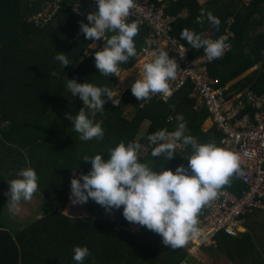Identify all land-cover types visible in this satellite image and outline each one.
Instances as JSON below:
<instances>
[{
	"label": "trees",
	"instance_id": "16d2710c",
	"mask_svg": "<svg viewBox=\"0 0 264 264\" xmlns=\"http://www.w3.org/2000/svg\"><path fill=\"white\" fill-rule=\"evenodd\" d=\"M50 1L54 0H0V264H77L73 260L75 246L90 251L82 264H196L186 247L169 248L159 234L145 226L142 232H130L122 206L106 212L92 199L73 204L70 181L90 170V160H82L84 156L99 153L107 160L109 149L120 142L147 144L148 134L162 128L175 130L180 116L186 134L200 143L220 146L223 132L217 126L204 125L209 112L195 109L193 86L187 83L168 100L156 94L148 101H138L128 90L127 97L114 104L105 95L104 112L95 117L102 122L103 139L81 140L65 114L74 115L83 105L78 97H72L66 79L114 90L117 77L101 75L94 56L86 55L94 41L86 40L80 30L81 21L89 22L74 12L73 0H62L50 20L37 23L34 15ZM154 1L165 14L175 16L172 34L189 47L194 58L203 55V49H192L181 39L180 31L188 28L211 39L226 31L227 18L232 16V48L211 64V75L220 79L223 87L233 82L228 93L264 94V0ZM201 8L220 20L219 29L207 19L203 25L196 23ZM149 35L147 26H139L134 38L136 56L121 65V70L137 63ZM103 45L101 41L97 50ZM58 52L71 63L62 67L54 59ZM175 154L164 161L152 157L149 149L138 159L156 171L167 168L174 172L180 164L187 168L190 146L177 148ZM26 167L36 171V193L44 202L42 216L20 228L7 212L6 193L8 182ZM224 187L239 193L242 185L233 176ZM78 207L82 213L76 214ZM202 213L203 209L199 217ZM253 213L258 218L253 219ZM243 220L245 231L235 236L220 232L213 247L202 249L213 257L214 264H264V208H254Z\"/></svg>",
	"mask_w": 264,
	"mask_h": 264
},
{
	"label": "clouds",
	"instance_id": "9594fccd",
	"mask_svg": "<svg viewBox=\"0 0 264 264\" xmlns=\"http://www.w3.org/2000/svg\"><path fill=\"white\" fill-rule=\"evenodd\" d=\"M97 11L86 16L89 23L80 22V30L86 40H103L104 45L95 51L94 61L98 72L105 76H116L121 80V65L136 56L134 38L139 33L136 21L128 22L132 10L137 8V0H96ZM205 19L219 29L220 20L211 12L201 8L196 23L203 25ZM181 39L192 49H203L209 60L222 58L228 45L226 37L212 40L203 38L194 30L183 28ZM92 46V45H90ZM185 50L184 52H186ZM154 59L143 64L140 77L131 85V92L138 101H148L153 95H172L170 81L177 79L178 64L163 48L150 52ZM183 55V54H181ZM62 67L71 63L63 52L54 57ZM126 74V72H125ZM66 87L72 97L82 101V107L74 115L66 113L73 130L83 141L102 140L104 130L101 121H95L97 113H103L106 95L114 104L116 92L107 86H97L90 82L78 83L66 79ZM173 131L162 128L147 135V144L139 140L127 145L118 143L109 149L108 159L97 153L84 156L82 160L91 163L90 170L73 176L70 181V200L73 204H85L89 199L102 206L106 212L120 209L131 223L145 226L159 234L163 244L171 249L184 248L201 234L199 214L219 191L231 183L233 176L243 175L240 156L215 143H200L187 133L183 117ZM190 146L187 155L188 166L177 165L175 171L163 168L160 171L148 163L139 162V157L150 149L152 157L173 158L176 149ZM190 169V172H189ZM9 183V211H14L21 200H31L38 191V176L31 167L19 171L18 177ZM90 255L86 246H75L73 260L82 264Z\"/></svg>",
	"mask_w": 264,
	"mask_h": 264
},
{
	"label": "built area",
	"instance_id": "2783aa9c",
	"mask_svg": "<svg viewBox=\"0 0 264 264\" xmlns=\"http://www.w3.org/2000/svg\"><path fill=\"white\" fill-rule=\"evenodd\" d=\"M61 1L48 2V13L40 20L34 15L37 23L50 20L60 7ZM73 2L74 12L83 18L89 12L97 10L96 0ZM137 5L127 19H134L139 26H147L150 30L148 44L138 59L151 62L154 57L149 55L150 52L161 48L168 51L170 58L176 60L180 69L177 79L169 82L173 89L172 95L187 83H191V97L196 101L195 109L208 110L209 119L223 132L220 147L240 156L243 175L235 177L242 185L241 191L237 193L223 187L217 198L203 208L199 217L201 234L186 246L188 253L194 256L203 248L213 247L218 233L235 236L243 231V216L251 213L254 208H264V94L259 95L252 91L228 93V87L221 86L220 79L211 75L210 66L216 59L209 60L205 53L196 58L192 57L189 47L172 34L175 16L165 14L154 0H137ZM233 23L234 18L230 16L227 18L226 31L211 38L215 40L221 36L226 37L228 48L224 54L232 48ZM185 50L187 51L184 52ZM172 95H162V98L168 100ZM245 109L247 110L244 111ZM111 213V219L115 220L114 212ZM127 229L132 233H139L143 231V226L128 222Z\"/></svg>",
	"mask_w": 264,
	"mask_h": 264
},
{
	"label": "rangeland",
	"instance_id": "374dc122",
	"mask_svg": "<svg viewBox=\"0 0 264 264\" xmlns=\"http://www.w3.org/2000/svg\"><path fill=\"white\" fill-rule=\"evenodd\" d=\"M45 6L47 7H43L40 10V12L35 15V17H37L38 20H40L41 17H43L46 13L49 12V9H50V7H48L49 4L47 3V5ZM101 41L103 40L101 39V40L94 41L92 46H90L89 49L86 51V55L94 56V53L97 50V47ZM139 63L140 62H137L132 68L129 69L131 73L130 76H127V74H125L126 71L121 70V75L124 76V78L121 80L119 77H117V83L114 87L116 96H114L113 99L118 100L119 103L122 102L127 97V91L131 90L132 83L140 77V74L142 73V70H143V65L142 64L138 65ZM110 101L111 103H113L112 100ZM144 126H146V123L144 124ZM43 202H44V198L38 195L37 193H35L31 200L18 202V204L15 206L14 211H9V204H8L7 212L9 216L13 219V222L17 226H20V228H22L25 224L33 221L36 218H40L42 216ZM78 213H82V210L79 209V207L77 209L76 214ZM194 258L197 261L196 264H214L213 257L208 253V251H205V250L195 253Z\"/></svg>",
	"mask_w": 264,
	"mask_h": 264
},
{
	"label": "crops",
	"instance_id": "0c3cea01",
	"mask_svg": "<svg viewBox=\"0 0 264 264\" xmlns=\"http://www.w3.org/2000/svg\"><path fill=\"white\" fill-rule=\"evenodd\" d=\"M146 60H147V59H143V60L138 59L137 62H139V61L141 62V61H142L141 63H142V65H143L144 63H146ZM140 65H141V64H140ZM131 68H132V67H131ZM127 70H129V69H127ZM127 70H124V71H127ZM246 74H247V73H246ZM231 84H233V82H232ZM231 84H230V85H231ZM230 85H229V86H230ZM229 86H227V87H229ZM204 125H205V126H209V127H210V126H215L214 123L212 122V120H210L209 118H208V120L205 121ZM178 148H179V147H178ZM146 152H147V151H145L143 154H145ZM261 212H263V210H261ZM252 217H253V219H256V218H258V215H254V213H253ZM243 231H245V228H244Z\"/></svg>",
	"mask_w": 264,
	"mask_h": 264
},
{
	"label": "bare ground",
	"instance_id": "6f19581e",
	"mask_svg": "<svg viewBox=\"0 0 264 264\" xmlns=\"http://www.w3.org/2000/svg\"><path fill=\"white\" fill-rule=\"evenodd\" d=\"M139 62H140V61H139ZM141 62H142V61H141ZM141 62H140L138 65L142 64ZM126 74H127V76H130V75H131L130 70H127V71H126ZM128 79H129V78H128ZM119 95H120V94H119Z\"/></svg>",
	"mask_w": 264,
	"mask_h": 264
}]
</instances>
